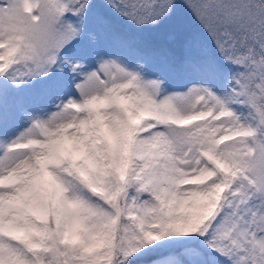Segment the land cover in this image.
<instances>
[{"label":"snow or ice","instance_id":"obj_1","mask_svg":"<svg viewBox=\"0 0 264 264\" xmlns=\"http://www.w3.org/2000/svg\"><path fill=\"white\" fill-rule=\"evenodd\" d=\"M0 264H264V0H0Z\"/></svg>","mask_w":264,"mask_h":264}]
</instances>
